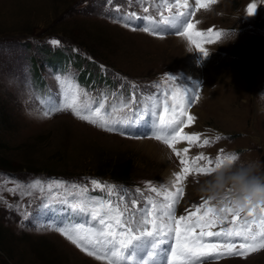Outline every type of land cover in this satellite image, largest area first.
<instances>
[{
    "label": "rangeland",
    "instance_id": "rangeland-1",
    "mask_svg": "<svg viewBox=\"0 0 264 264\" xmlns=\"http://www.w3.org/2000/svg\"><path fill=\"white\" fill-rule=\"evenodd\" d=\"M251 2L217 0L210 10L197 14L201 29L215 27L225 33L219 42L205 45L209 56L204 58L181 37L159 39L113 22L116 6L121 12L140 13L135 0L131 5L127 0H112L111 5L107 0H0V264H104L59 233L37 229L36 223L56 216L38 209L47 196V182L62 180L67 187L97 179L118 189L139 187L143 196L155 197L146 182L159 186L180 169L178 158L155 139L106 132L69 112L44 118L41 99L57 92V71L70 74L94 97L109 94L110 103L113 90L127 97L129 83L142 93L155 91L151 85L166 73L177 76L181 86H199L201 98L191 109L197 119L186 131L202 133L211 143L192 146L189 155L203 152L215 160L237 153L240 159L256 161L264 174V112L256 102V95L264 92V6L247 16ZM52 38L61 45L50 46ZM25 69L31 88L25 87ZM217 134L223 139L216 141ZM119 161H128L127 180L96 174ZM210 177L188 178L178 215L207 198L199 189ZM35 180L43 182L45 192L32 189L21 198L20 192ZM12 188H17L15 193ZM89 189L92 195H103L92 192L90 184ZM139 203L144 206L143 199ZM15 205H20L19 211ZM23 211L30 213L28 220H22ZM213 264H264V250Z\"/></svg>",
    "mask_w": 264,
    "mask_h": 264
},
{
    "label": "snow or ice",
    "instance_id": "snow-or-ice-1",
    "mask_svg": "<svg viewBox=\"0 0 264 264\" xmlns=\"http://www.w3.org/2000/svg\"><path fill=\"white\" fill-rule=\"evenodd\" d=\"M132 2L127 0L129 5ZM135 2L142 7L140 13L121 12L120 6H116L115 17H110L113 22L159 39L168 35L181 37L204 58L209 56L205 45L215 44L225 36L223 30L215 27H199L197 14L210 10L217 0ZM107 4L111 5L112 0H107ZM261 6H264V0H252L247 5V16H254ZM48 43L54 47L61 45L56 38ZM99 67L106 72L104 65ZM25 72V87L31 88L27 69ZM54 79L58 85L57 92L41 99L44 118L69 112L78 120L106 132L135 139H155L178 158L180 169L171 180L159 182V186L146 182L148 191L155 197L143 196L139 187L135 190L118 189L114 184L97 179L67 187L62 180L49 181L47 196L38 209L42 214L44 210L53 211L56 216L50 221L36 223L38 230L59 233L82 252L104 264H161V258L162 264H213L221 258H246L251 253L264 250V203L250 204L245 210L233 207L228 200L213 204L211 198H206L191 209H185L184 214H177L190 176L212 175L225 162L231 163L239 158L237 153L217 156L215 160L203 152L189 155L192 146L203 148L211 143L208 138L202 139V133L186 131L197 119L191 109L201 98L199 86L196 90L181 86L176 83L179 80L177 76L166 73L151 85L155 91L142 93L137 84L129 83L131 91L127 97L119 89L113 90L110 103L109 94L102 92L98 97L92 96L70 74L62 75L57 71ZM169 82H173L171 86ZM120 88H123V83ZM142 127L147 131H128ZM215 139L219 141L223 136L217 134ZM184 143L188 146L178 147ZM220 152L224 153V149ZM89 184L92 192L99 190L103 195L90 194ZM17 188L9 191L15 193ZM27 189L20 192L21 198L31 195L32 189L45 192L40 180L28 184ZM141 199L144 206H140ZM8 207L14 206L9 204ZM15 208L19 211L20 205H15ZM21 215L22 220L30 217L28 211ZM21 226H24L23 222Z\"/></svg>",
    "mask_w": 264,
    "mask_h": 264
},
{
    "label": "clouds",
    "instance_id": "clouds-1",
    "mask_svg": "<svg viewBox=\"0 0 264 264\" xmlns=\"http://www.w3.org/2000/svg\"><path fill=\"white\" fill-rule=\"evenodd\" d=\"M256 102L264 112V92L256 95ZM256 161L238 158L225 162L200 186V192L216 202L228 200L233 207L247 210L250 204L264 203V174Z\"/></svg>",
    "mask_w": 264,
    "mask_h": 264
},
{
    "label": "trees",
    "instance_id": "trees-1",
    "mask_svg": "<svg viewBox=\"0 0 264 264\" xmlns=\"http://www.w3.org/2000/svg\"><path fill=\"white\" fill-rule=\"evenodd\" d=\"M52 56L54 57H59L58 55L53 54ZM0 167H3V164L0 163ZM108 171H104V169H97L96 174L99 175H108L112 179L116 180H127L129 177L128 172H129V166H128V161L125 162H114L111 166L107 168Z\"/></svg>",
    "mask_w": 264,
    "mask_h": 264
},
{
    "label": "bare ground",
    "instance_id": "bare-ground-1",
    "mask_svg": "<svg viewBox=\"0 0 264 264\" xmlns=\"http://www.w3.org/2000/svg\"><path fill=\"white\" fill-rule=\"evenodd\" d=\"M186 63H187V64L189 63V60H188V59L186 60ZM187 64H186V65H187ZM189 64H190V63H189ZM188 71H189V70H188ZM189 72H190V71H189ZM191 72H193L194 74H196V73H195L196 71H194V70H191ZM155 152H156V151H155Z\"/></svg>",
    "mask_w": 264,
    "mask_h": 264
}]
</instances>
